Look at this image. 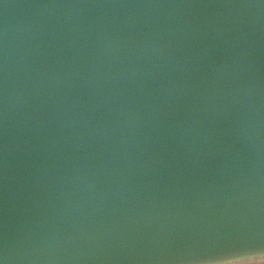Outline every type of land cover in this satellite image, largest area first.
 <instances>
[{
	"label": "water",
	"instance_id": "1",
	"mask_svg": "<svg viewBox=\"0 0 264 264\" xmlns=\"http://www.w3.org/2000/svg\"><path fill=\"white\" fill-rule=\"evenodd\" d=\"M262 246L264 0H0V264Z\"/></svg>",
	"mask_w": 264,
	"mask_h": 264
},
{
	"label": "bare ground",
	"instance_id": "2",
	"mask_svg": "<svg viewBox=\"0 0 264 264\" xmlns=\"http://www.w3.org/2000/svg\"><path fill=\"white\" fill-rule=\"evenodd\" d=\"M248 254L244 257H237V258H253L256 255L264 254V246L257 247V248H249L246 249ZM231 251L220 252L216 254H211L208 256H202L196 259H191L188 261H179L173 262L171 264H220V261L230 253Z\"/></svg>",
	"mask_w": 264,
	"mask_h": 264
},
{
	"label": "snow or ice",
	"instance_id": "3",
	"mask_svg": "<svg viewBox=\"0 0 264 264\" xmlns=\"http://www.w3.org/2000/svg\"><path fill=\"white\" fill-rule=\"evenodd\" d=\"M247 254L246 249H234L220 261V264H264V254L256 255L253 258H237Z\"/></svg>",
	"mask_w": 264,
	"mask_h": 264
}]
</instances>
